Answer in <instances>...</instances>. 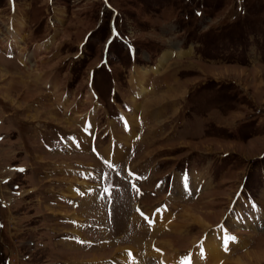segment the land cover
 <instances>
[{
    "label": "rangeland",
    "instance_id": "obj_1",
    "mask_svg": "<svg viewBox=\"0 0 264 264\" xmlns=\"http://www.w3.org/2000/svg\"><path fill=\"white\" fill-rule=\"evenodd\" d=\"M108 3L136 60L114 42L107 71L115 22L103 0H14V14L0 0V48L17 38L26 53L19 65L22 45L12 59L0 49V264H85L94 254L114 264L128 253L125 264H159L150 256L158 246L167 259L187 260L224 229L237 242L223 264H264L243 258L264 248V0ZM11 27L19 35L7 39ZM139 70L150 71L143 96L130 86ZM92 108L110 164L87 149L46 151L41 138L77 131ZM19 165L26 172L9 169ZM161 208L154 217L163 222L151 215ZM214 250L196 264L216 262Z\"/></svg>",
    "mask_w": 264,
    "mask_h": 264
},
{
    "label": "bare ground",
    "instance_id": "obj_2",
    "mask_svg": "<svg viewBox=\"0 0 264 264\" xmlns=\"http://www.w3.org/2000/svg\"><path fill=\"white\" fill-rule=\"evenodd\" d=\"M17 34V33H16ZM165 56V55H164ZM163 58V57H162ZM165 59L163 58L162 59V62L164 61ZM161 62V61H160ZM160 64V63H159ZM155 72V71H154ZM152 73V72H151ZM148 75H150V71L149 70H139V71H134V73L133 74H131L130 75V80L132 79V80H134L133 82H130L131 83V88H134V90L139 94V96H143L144 94H146L145 93V84H146V81H147V79H148ZM133 77H134V79H133ZM13 84H14V81H11L10 82V85L8 86L9 87V89L10 90H12V88H13ZM24 87H28L29 88V86L28 85H25L24 84ZM25 88V89H26ZM129 104H130V106L131 107H135V106H137V104H138V102H137V100H136V98H134V99H131V101H129ZM66 109H67V107H65ZM75 119V118H74ZM77 119V118H76ZM132 119V118H131ZM131 121V120H130ZM70 122V121H69ZM68 123V122H67ZM124 137V136H123ZM117 138V137H116ZM124 140V139H123ZM127 141V140H126ZM109 149V148H108ZM107 150V149H106ZM107 153H108V151H107ZM98 173V172H97ZM86 178V177H85ZM83 179V178H82ZM102 179V178H101ZM86 180V179H85ZM80 182V181H79ZM86 183H90L89 182V180L88 181H86ZM86 183H84V184H86ZM83 184V185H84ZM82 185V184H81ZM85 187H88V185H84ZM89 188V187H88ZM74 191H68V195L69 196H71L72 197V195H74ZM68 197V196H67ZM111 207V206H110ZM169 210V209H168ZM165 211V210H164ZM186 213H187V215H188V217H190V220L191 221H193V222H197V223H199V224H204L203 223V221L200 219V218H197L194 214H193V212H192V209L191 208H188V209H186V211H185ZM184 212V213H185ZM166 213H168L167 212V210H166ZM185 213V214H186ZM111 214V213H110ZM116 215H118V214H116ZM161 216V215H160ZM165 216H167V215H165ZM159 217V216H158ZM138 218V217H137ZM155 218V217H154ZM167 218V217H166ZM114 219V218H113ZM123 219V218H122ZM156 220H160V221H162L163 222V220H164V215H163V217H159V218H155ZM163 219V220H162ZM169 220H170V218H169ZM173 219H171L170 221H172ZM174 222V223H173ZM172 223L173 224H175V221H173ZM160 223V222H159ZM171 222H168V223H165V224H167L168 226H167V228H169L168 230H172L173 228H171L170 226H169V224H170ZM123 224V223H122ZM124 226V225H123ZM163 228V227H162ZM166 228V229H167ZM160 230H161V227H160ZM174 230V229H173ZM159 231V230H158ZM220 232V234L218 233V231H216L215 232V234H214V237H215V239H216V241L218 242V244H216V243H214V242H212V243H210L207 239H203V242L201 243V245L197 248L196 247V249L195 250H193L192 251V254H190L189 255V257L187 258V260H185V259H182V258H179V259H182V260H179L178 258H175V255H172V256H174V258H169V259H167V257H164L165 255V253L162 251V249H160L159 248V246L158 247H155V249H153V251H151L150 252V256H154L156 259L155 260H157L158 259V257H159V259H161V262L159 263V264H196V262L197 263H205V260L207 259V254H209L210 252H209V246H213L214 247V255H216V256H218L219 255V257H218V260H216V262H214L213 264H223V261L225 260V258H224V255L226 254V252H227V250L231 247V246H233V245H231L232 243H234V242H237L236 241V239L235 240H232V237L231 236H229L226 232H225V229H224V231L223 230H219ZM77 234V233H76ZM167 235V234H166ZM74 243V242H73ZM124 244V243H123ZM68 245H71L70 243H68ZM163 245V244H162ZM165 246V245H164ZM163 247V246H162ZM166 247V246H165ZM151 248H153V247H150V250H151ZM222 248L224 249V251L222 250ZM128 249V248H127ZM205 250H207L208 252H207V254H206V252H205ZM131 251V250H130ZM128 253V252H127ZM130 254H132V253H130ZM129 253L127 254L128 256H131ZM95 256V257H94ZM128 256H126V254H124L122 257L121 256H115V257H117V260H115V262L113 261V263L114 264H117V261L120 263V264H125L126 262H127V260H129L130 259V257H128ZM250 256H252V258H256L258 261H260V260H264V248L262 247V248H260V250H253V251H251L250 253H248V254H246V255H244L243 256V258L244 257H250ZM91 258L89 259V260H87V262L88 263H85V264H98V260H99V258H97V260H95L96 259V257H98V256H96L95 254L93 255V257L92 256H90ZM148 257V256H147ZM171 257V256H170ZM158 259V260H159ZM155 260H153L154 262L153 263H156V261ZM240 260H242L241 258H240ZM240 260L239 261H235L233 264H241L240 263ZM244 260V259H243ZM137 261V260H136ZM135 261V262H136ZM138 261H140V260H138ZM226 261V260H225ZM84 262V261H83ZM100 262H102V261H100ZM232 262H233V260H232ZM71 263H74V262H71ZM80 263V262H79ZM82 264H84V263H82ZM137 264H147V263H144V262H138Z\"/></svg>",
    "mask_w": 264,
    "mask_h": 264
},
{
    "label": "crops",
    "instance_id": "obj_3",
    "mask_svg": "<svg viewBox=\"0 0 264 264\" xmlns=\"http://www.w3.org/2000/svg\"><path fill=\"white\" fill-rule=\"evenodd\" d=\"M15 11V9L12 11V13ZM14 14V13H13ZM16 21V20H15ZM13 24H14V21H13ZM12 28V32H9V30H8V28H7V32H8V37H7V39L9 38H13L14 36L13 35H19V33H18V30L17 29H14V27H11ZM17 33V34H16ZM17 37H19L20 38V40H21V37L20 36H17ZM14 39V38H13ZM17 40V41H16ZM16 40L14 41L16 44L17 43H19L18 42V39L16 38ZM19 40V41H20ZM23 56V55H22ZM21 56V57H22ZM2 71L4 70V68H2L1 69ZM8 74V73H7ZM47 82V81H46Z\"/></svg>",
    "mask_w": 264,
    "mask_h": 264
},
{
    "label": "snow or ice",
    "instance_id": "obj_4",
    "mask_svg": "<svg viewBox=\"0 0 264 264\" xmlns=\"http://www.w3.org/2000/svg\"><path fill=\"white\" fill-rule=\"evenodd\" d=\"M185 187L187 188V184H185ZM232 240H235V237H232Z\"/></svg>",
    "mask_w": 264,
    "mask_h": 264
}]
</instances>
